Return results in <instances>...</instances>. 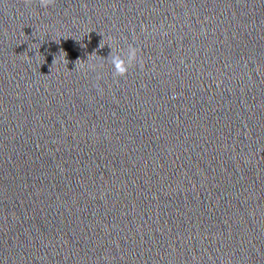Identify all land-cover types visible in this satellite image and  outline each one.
<instances>
[{"label":"clouds","instance_id":"1","mask_svg":"<svg viewBox=\"0 0 264 264\" xmlns=\"http://www.w3.org/2000/svg\"><path fill=\"white\" fill-rule=\"evenodd\" d=\"M33 2L34 0H23V3L25 5H31ZM38 2L42 7L47 8L53 5L55 3V0H38ZM100 47H103V45H100ZM138 51L139 50L135 46L129 45L127 50H121L119 53L115 52V54L110 53L109 59L111 65L113 66V75L115 77H124L128 74L129 68L136 64L138 61ZM66 56L67 53L64 52L63 61L67 64L68 60L66 59ZM53 63H57L56 57H54ZM142 63L143 62L140 61L141 66ZM81 67H84V65H82ZM88 67H94V65L89 62Z\"/></svg>","mask_w":264,"mask_h":264}]
</instances>
